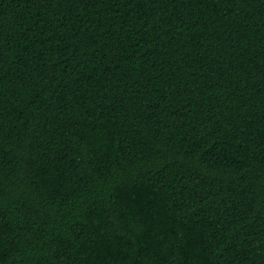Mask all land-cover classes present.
I'll return each mask as SVG.
<instances>
[{
	"label": "trees",
	"instance_id": "obj_1",
	"mask_svg": "<svg viewBox=\"0 0 264 264\" xmlns=\"http://www.w3.org/2000/svg\"><path fill=\"white\" fill-rule=\"evenodd\" d=\"M0 264H264V0H0Z\"/></svg>",
	"mask_w": 264,
	"mask_h": 264
}]
</instances>
